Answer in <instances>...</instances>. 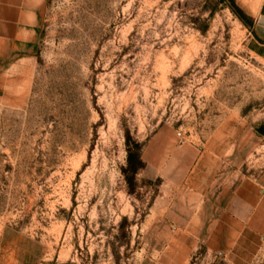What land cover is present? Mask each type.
Listing matches in <instances>:
<instances>
[{
  "label": "rangeland",
  "instance_id": "1",
  "mask_svg": "<svg viewBox=\"0 0 264 264\" xmlns=\"http://www.w3.org/2000/svg\"><path fill=\"white\" fill-rule=\"evenodd\" d=\"M249 25L230 0H47L0 60V264H158L180 168L241 121L264 149Z\"/></svg>",
  "mask_w": 264,
  "mask_h": 264
},
{
  "label": "crops",
  "instance_id": "2",
  "mask_svg": "<svg viewBox=\"0 0 264 264\" xmlns=\"http://www.w3.org/2000/svg\"><path fill=\"white\" fill-rule=\"evenodd\" d=\"M252 21L248 33L264 61V0H239ZM47 0H0V60L36 39ZM224 129V128H223ZM247 121L229 128L220 146L182 166L163 211L167 231L158 264H264V149ZM245 167V169H244ZM184 168V169H183Z\"/></svg>",
  "mask_w": 264,
  "mask_h": 264
},
{
  "label": "trees",
  "instance_id": "3",
  "mask_svg": "<svg viewBox=\"0 0 264 264\" xmlns=\"http://www.w3.org/2000/svg\"><path fill=\"white\" fill-rule=\"evenodd\" d=\"M230 7L232 8V11L238 16V18L244 22H249L251 26L252 21L242 12V10H240L232 0H230ZM260 134H263L261 131H259ZM136 157V159H139V155H138V147L136 146L135 149H128V162L131 164V162H133L134 158ZM134 171L136 170L133 169ZM133 171V172H134Z\"/></svg>",
  "mask_w": 264,
  "mask_h": 264
}]
</instances>
